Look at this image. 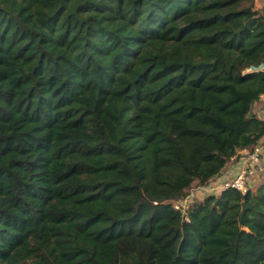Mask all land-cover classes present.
Returning <instances> with one entry per match:
<instances>
[{"label":"trees","instance_id":"1","mask_svg":"<svg viewBox=\"0 0 264 264\" xmlns=\"http://www.w3.org/2000/svg\"><path fill=\"white\" fill-rule=\"evenodd\" d=\"M255 1L0 0V264H264Z\"/></svg>","mask_w":264,"mask_h":264},{"label":"built area","instance_id":"2","mask_svg":"<svg viewBox=\"0 0 264 264\" xmlns=\"http://www.w3.org/2000/svg\"><path fill=\"white\" fill-rule=\"evenodd\" d=\"M262 173H264V151L262 146L257 145L241 157L237 163V171L235 175L222 182L218 189L220 188V191L235 189L244 194L249 189H252V180ZM215 187L216 186L211 189H214ZM180 207L184 209L187 208L185 204L175 206L176 209H179Z\"/></svg>","mask_w":264,"mask_h":264},{"label":"crops","instance_id":"3","mask_svg":"<svg viewBox=\"0 0 264 264\" xmlns=\"http://www.w3.org/2000/svg\"><path fill=\"white\" fill-rule=\"evenodd\" d=\"M255 112L257 113V115L264 120V100H262L261 102L257 103L255 106ZM258 146H262L263 147V151H264V139H262L258 144ZM256 145V146H257ZM251 150V149H250ZM248 149H245L243 151H241L239 153V157H234V159H232L230 161V163L227 165L226 169L224 170V172L222 173L221 176L216 177L210 184V186L204 190H212V191H216L215 193H211V194H218L220 193V188L218 189L219 185L226 181L227 179L232 178L236 171H237V163L238 161L241 159V157L243 155H245L248 151H250ZM262 182H264V173L260 174L259 176L255 177L252 180L251 183V188L255 189L258 185H260ZM216 186L214 189H211L212 187ZM203 192V191H202ZM194 197H198L197 195H195Z\"/></svg>","mask_w":264,"mask_h":264},{"label":"rangeland","instance_id":"4","mask_svg":"<svg viewBox=\"0 0 264 264\" xmlns=\"http://www.w3.org/2000/svg\"><path fill=\"white\" fill-rule=\"evenodd\" d=\"M255 6L258 10L262 11L264 10V0H256L255 1ZM203 191V192H202ZM216 191H210L209 189L208 190H204V189H199V188H194L191 192V196H195L197 195L198 197L200 198H205L209 195H213L211 193H215Z\"/></svg>","mask_w":264,"mask_h":264},{"label":"water","instance_id":"5","mask_svg":"<svg viewBox=\"0 0 264 264\" xmlns=\"http://www.w3.org/2000/svg\"><path fill=\"white\" fill-rule=\"evenodd\" d=\"M244 209H245V206H244Z\"/></svg>","mask_w":264,"mask_h":264}]
</instances>
